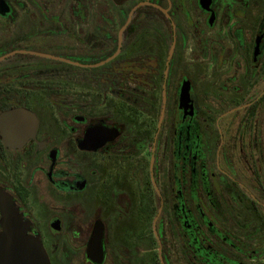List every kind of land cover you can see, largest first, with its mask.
<instances>
[{"label":"flooded vegetation","instance_id":"1","mask_svg":"<svg viewBox=\"0 0 264 264\" xmlns=\"http://www.w3.org/2000/svg\"><path fill=\"white\" fill-rule=\"evenodd\" d=\"M13 110L0 189L50 264H264V0H0Z\"/></svg>","mask_w":264,"mask_h":264},{"label":"water","instance_id":"2","mask_svg":"<svg viewBox=\"0 0 264 264\" xmlns=\"http://www.w3.org/2000/svg\"><path fill=\"white\" fill-rule=\"evenodd\" d=\"M37 118L24 110H13L0 117V130L8 144H15L37 128ZM91 135V132L87 135ZM106 140V139H105ZM98 146V145H96ZM0 208L2 214L0 232V264H50L43 244L37 238L27 235L29 223L15 207L13 199L0 189ZM101 240V239H100ZM95 237L92 246H100Z\"/></svg>","mask_w":264,"mask_h":264}]
</instances>
